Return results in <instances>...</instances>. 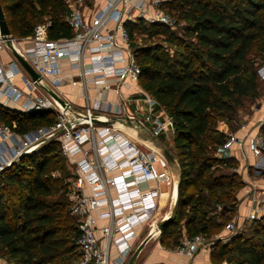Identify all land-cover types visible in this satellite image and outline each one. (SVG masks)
Segmentation results:
<instances>
[{"label": "trees", "instance_id": "obj_1", "mask_svg": "<svg viewBox=\"0 0 264 264\" xmlns=\"http://www.w3.org/2000/svg\"><path fill=\"white\" fill-rule=\"evenodd\" d=\"M0 5L13 38L31 36L34 26L46 21L48 38L72 35L67 0H0ZM166 13L186 21L182 37L167 24L141 17L123 25L138 66L137 83L156 100L155 109H164L172 120L179 202L175 219L162 227L158 239L174 248L196 234L212 237L235 214L244 186L238 161L216 152L227 132L238 128V111L261 95L256 58H264V0H173ZM136 29L160 39L138 45ZM163 41L174 47L172 55ZM53 121L48 110L22 111L0 103V125L18 134ZM258 131L264 136V121ZM66 159L57 142L49 141L0 171L4 264H78ZM54 171L60 175L53 176ZM263 220H252L227 242L215 241L212 262L264 264Z\"/></svg>", "mask_w": 264, "mask_h": 264}, {"label": "built area", "instance_id": "obj_2", "mask_svg": "<svg viewBox=\"0 0 264 264\" xmlns=\"http://www.w3.org/2000/svg\"><path fill=\"white\" fill-rule=\"evenodd\" d=\"M84 1L67 0L65 19L72 30L70 37L48 38L49 21L34 26L32 35L26 37L32 42L29 46L19 45L10 34L0 35V51L10 50L12 46L40 75L33 80L14 56L9 63H3L0 58V103L4 105L2 100L17 102L22 111L48 110L54 115L50 125L24 134L0 125V171L22 155L56 141L59 153L67 158L72 172L68 180L69 211L77 221V244L83 264H127L133 251L134 226L149 223L153 228L159 183L168 181L174 190L177 176L175 166H169L165 157L158 155L159 147L152 140L148 144L149 135L158 139L168 127L173 128L171 118L164 109H155L157 102L147 93L124 95L121 92V87L129 88L131 82H137L138 75L123 23L141 17L172 26L174 20L163 11L149 13L145 0H107L105 8L87 18L81 9ZM92 51L97 55L86 64L87 54ZM64 64L79 70L77 83L84 89L89 83L96 84L100 89L114 91L117 101L78 107L62 98L55 87L64 81ZM18 69L23 71L24 89L14 82ZM258 72L264 79V66ZM47 89L61 100L50 95ZM126 101L133 103V112L126 110ZM256 127L248 128L246 122H240L235 131L227 132L218 155L237 145L244 157L249 153L262 156L264 136L254 131ZM238 130L244 131L241 136L237 135ZM157 158L166 166L165 170L160 171L154 165ZM253 166L258 167L257 162ZM149 179L157 184L141 189V182ZM248 195L250 209L245 221L264 217V188L260 190L252 185ZM241 230V225L231 219L219 235L207 238L196 234L183 238L173 250L189 256L200 249L210 251L215 241L227 242Z\"/></svg>", "mask_w": 264, "mask_h": 264}, {"label": "crops", "instance_id": "obj_3", "mask_svg": "<svg viewBox=\"0 0 264 264\" xmlns=\"http://www.w3.org/2000/svg\"><path fill=\"white\" fill-rule=\"evenodd\" d=\"M148 1L145 0L147 7ZM107 4V0H85L84 5L82 6V12L85 17L92 16L97 10L101 8H105ZM148 12L150 10L148 9ZM19 45L21 46H29L31 45V41L28 38H21L18 40ZM9 49H3L0 51V58L3 63H9L12 59V55L8 52ZM86 64H90L91 59H94L97 55L96 51L89 52L87 54ZM19 71L14 76V82L19 86L23 87L22 77L23 71L18 69ZM78 69L73 65L64 64L62 67V77L64 79L63 83L56 86V92L64 99L70 101L72 104L78 107L84 106L86 103L90 105H107L113 104L117 101L115 92L107 89H100V87L96 84L89 83L87 84V88L84 89L80 83H77L79 80ZM142 89L137 84V82H131L130 87L123 86L121 87V92L124 95L127 94H140L142 93ZM4 105L12 108L20 110L19 103L11 102L7 100H2ZM125 108L128 112H133L134 105L130 101H126ZM261 121H264V100L261 103L255 105V109L252 111L251 115L248 116L243 122H246L247 127L251 128L253 126L256 127ZM258 130V128H254V131ZM243 130H238L237 135L241 136L243 134ZM223 153L220 156H230L235 158L239 162L238 172L241 175V178L244 182V186L240 189L238 193V204L234 214V221L238 224H241L245 221L246 215L249 213L250 209V196L248 195V190L255 185L258 189L264 188V175L260 174L264 172V156L255 157L250 153L247 157L243 156L241 150L237 147V145H233L230 149L222 150ZM226 152V153H224ZM157 158L154 161V165L160 170H165L166 166L161 163ZM245 162L248 166H252L257 162L258 167H251L253 172L259 174L258 179L253 180L250 179L253 175H250L248 170H245ZM260 168H263L260 170ZM157 182L153 179H149L147 181H142L140 184L141 189H147L148 187H152ZM159 191L160 195L157 198L158 209L155 213V220L161 219L165 215H167L170 211L171 204L173 202V189L171 187V183L168 181H164L159 183ZM102 222V221H101ZM105 222V220H103ZM135 236L132 238V244L135 241H141L144 237H146L150 231L152 230V226L149 223H139L134 226ZM112 253L115 254V249H112ZM137 258H139L140 264H227L226 261H221L219 263H213L211 260V254L208 249H200L194 255L189 256L183 253H179L173 248H168L163 246L158 237L152 236L149 238L143 247L141 248Z\"/></svg>", "mask_w": 264, "mask_h": 264}, {"label": "rangeland", "instance_id": "obj_4", "mask_svg": "<svg viewBox=\"0 0 264 264\" xmlns=\"http://www.w3.org/2000/svg\"><path fill=\"white\" fill-rule=\"evenodd\" d=\"M170 1H173V0H160L159 2H157V3H150V1H148V9L150 10V12L149 13H151V14H153V13H156V12H158V11H163V12H165L166 13V10H167V6L170 4ZM174 14V16H170L171 17V19L172 20H174V18L176 17V14L175 13H173ZM144 19V18H143ZM176 19V21H174L173 22V24H172V26H169L174 32H175V34L178 36V37H182V34H181V27L183 26V25H185L186 24V21L185 20H182V19H179L178 17H176L175 18ZM145 20V19H144ZM147 23H150L149 21H147V20H145ZM134 37H135V41H136V43L138 44V45H142V44H150V43H153V42H155V41H159V39H160V37L159 36H154V37H152V38H147V36H146V34H142L141 32H140V30L139 29H136V33H135V35H134ZM14 39H15V42L16 43H18V40H19V38H17V37H14ZM185 39V38H184ZM163 43V46H165L166 47V50L170 53V55H172L173 53H174V51H175V49H174V47L173 46H168V44L166 43V42H162ZM19 44V43H18ZM15 47L17 48V46L15 45ZM8 52L10 53V55H12V51L11 50H8ZM13 56V55H12ZM257 60V62L259 63V65H258V70L261 68V67H263L264 66V58H260V56H258L257 58H256ZM257 70V71H258ZM258 74H259V72H258ZM260 77V76H259ZM260 79H261V82H260V86H261V95H260V97H258L255 101H253V102H249V101H247L246 103H245V105L238 111V115H237V120H238V122H242L244 119H246L248 116H250L251 115V113H252V111L255 109V105L256 104H258V103H261L263 100H264V79H262L261 77H260ZM138 84V83H137ZM237 122V121H236ZM235 121H231V123H230V125H232V126H237L238 125V123H236ZM223 127H224V125H223ZM172 135H173V128H167L159 137H158V139H156L158 142H160L165 148H167L169 151H170V153L173 155V156H175V150H174V147H173V144H172ZM158 155H162L163 156V154H162V152H161V149L160 148H158ZM223 153V151H220V154H222ZM224 153H226V152H224ZM216 155L217 156H219L218 155V153L216 152ZM262 156H264V153H262ZM66 163H67V165H69L68 164V161H67V159H66ZM11 164H9V165H6L5 167H9ZM4 167V168H5ZM175 167L177 168V166H176V163H175ZM243 167H245V170L247 169L248 170V172L250 173V175H253V177H251L250 179H253V180H256V179H258V177H259V174H256V173H254L253 172V170H252V168L254 167H252V166H248L247 164H246V162H245V165H243ZM252 167V168H251ZM3 168V169H4ZM239 169V162H238V166H237V170ZM263 168H260V170H262ZM263 171V170H262ZM260 174H263L264 175V172L263 173H260ZM52 175L53 176H56V175H60V172L59 171H54L53 173H52ZM241 176V175H240ZM171 208V207H170ZM231 219H234V214H233V216L231 217ZM251 221L252 220H249V221H246V222H243V223H241L240 225H241V227H242V229L246 226L247 227V225L249 224V223H251ZM264 221V220H263ZM264 223V222H263ZM223 232V228H221L218 232H214L213 234H212V236H215V235H219L220 233H222ZM158 238H159V235L157 236ZM140 243V241H135L134 243H133V250L137 247V245ZM77 262H78V264H83V262H82V260H81V258H77ZM0 263H2V264H4V260H3V258L0 256ZM135 264H140L139 263V258H137L136 259V261H135Z\"/></svg>", "mask_w": 264, "mask_h": 264}, {"label": "water", "instance_id": "obj_5", "mask_svg": "<svg viewBox=\"0 0 264 264\" xmlns=\"http://www.w3.org/2000/svg\"><path fill=\"white\" fill-rule=\"evenodd\" d=\"M9 34L10 33H9V29H8L7 22L5 19V15H4L3 10L1 8V5H0V35L3 37H6ZM10 50L12 51V55L14 56V58L18 61V63L22 66V68L28 73V75L33 80H36L40 77V75L37 72H35V70L29 65V63L18 53V51H16L12 46H10ZM47 91L54 98L58 99L59 101L61 100L50 89H47ZM148 137L161 149L163 156L165 157V159L168 162V165L169 166H175V160H174L172 154L170 153V151L167 148H165L161 143L157 142V140L154 137H152L151 135H149ZM178 202H179V173H178L177 178L175 180L174 199H173V202L171 204V208H170L169 213L167 215H165L164 217H162L161 219H158L154 222V225H153L151 232L146 237H144L140 241V243L137 245V247L132 251V253H131V255L127 261V264H135L137 256H138L141 248L145 244V242L149 238H151L154 233H159L164 225L168 224L169 222H171L175 219V216H176V213L178 210Z\"/></svg>", "mask_w": 264, "mask_h": 264}, {"label": "bare ground", "instance_id": "obj_6", "mask_svg": "<svg viewBox=\"0 0 264 264\" xmlns=\"http://www.w3.org/2000/svg\"><path fill=\"white\" fill-rule=\"evenodd\" d=\"M16 44L14 43V46H15ZM17 46V45H16ZM151 143V139L148 137V144H150ZM175 171V170H174ZM176 173V172H175ZM178 175V171H177V173H176V176ZM172 194H173V199H174V190H173V192H172ZM172 199V200H173Z\"/></svg>", "mask_w": 264, "mask_h": 264}]
</instances>
